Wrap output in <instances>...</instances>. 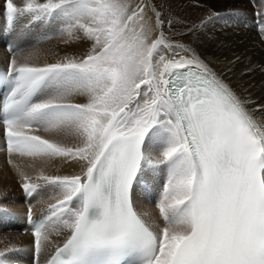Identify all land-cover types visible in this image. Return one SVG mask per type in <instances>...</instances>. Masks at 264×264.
Instances as JSON below:
<instances>
[{
	"label": "snow or ice",
	"instance_id": "6c2138e0",
	"mask_svg": "<svg viewBox=\"0 0 264 264\" xmlns=\"http://www.w3.org/2000/svg\"><path fill=\"white\" fill-rule=\"evenodd\" d=\"M0 14L13 31L27 19L92 42L80 59L41 66L29 54L0 71L8 153L81 168L41 172L43 184L20 171L27 194L62 193L42 218L29 209L37 256L51 246L47 264H264V117L247 98L194 53L167 58L177 45L163 31L150 41L144 7L130 0H4ZM76 95L87 102H71ZM68 135L80 143L57 139ZM161 178L162 228L133 202L136 187ZM0 215L14 213L0 205ZM62 231L56 245L51 234ZM19 251L0 252V264Z\"/></svg>",
	"mask_w": 264,
	"mask_h": 264
},
{
	"label": "bare ground",
	"instance_id": "6f19581e",
	"mask_svg": "<svg viewBox=\"0 0 264 264\" xmlns=\"http://www.w3.org/2000/svg\"><path fill=\"white\" fill-rule=\"evenodd\" d=\"M3 1L0 0L2 3ZM259 1L261 0H130L132 5L139 4L144 7L145 19L148 20V26L152 29L149 33L150 41L163 31L164 35L170 38L166 43L177 45V47L163 52L167 58L179 60L181 57H185L190 59L194 53L239 96L247 98L248 107L257 119L264 117V31H262L264 9L261 8L262 13L258 17L259 24L256 23L255 17L257 10L253 9ZM2 9L3 6H0V11ZM157 13L164 21L162 28L158 23ZM213 13L225 15L219 19L215 17L209 19ZM194 25L197 27L194 28ZM5 26L2 16L0 17V65L4 67H8L13 57L19 61L29 54L34 57L31 62L41 66L64 60L66 57L80 59L91 48V41L73 40L66 33L61 34L59 25L56 24H42L40 27H43L44 30L39 27L36 33L37 37L28 36L20 40L21 31L31 28L27 19L21 20L17 25V36L13 37L11 41L3 43L2 31ZM33 38L44 39L47 43H44L42 47H33L31 46ZM6 44L11 45L12 53L5 50ZM69 99L73 103H86L88 98L76 95ZM33 134L41 135L46 139L54 138L51 133L44 132L43 129H39ZM57 139L69 147L77 146L80 143L78 138L70 135ZM2 144V128L0 126V146ZM20 171L29 177L37 178L41 172L45 175H78L81 173V168L70 159L62 157L33 159L13 153L7 158L5 151L0 152V199L4 200L6 207L18 210L19 215L25 212L21 190L24 181L20 176ZM33 181L31 182L44 183L38 179ZM16 183L19 186L20 196L13 194ZM50 192L45 190L39 195H33L30 204L37 210H41L48 204L62 199L61 193L52 200ZM144 192V188H135L137 208L140 213L148 212V214L156 215L161 195L157 197L156 201H153L152 195ZM141 194L142 201L140 200ZM41 196H45L47 199L38 201L37 198ZM145 218L147 220V217ZM65 236L66 233L62 231L59 236L52 233L50 238L56 245H59ZM9 249L21 250L15 254L9 253L11 264H31L32 238L19 231L14 232L0 228V252H8ZM53 249L50 246L47 254L42 252L40 260H45Z\"/></svg>",
	"mask_w": 264,
	"mask_h": 264
},
{
	"label": "rangeland",
	"instance_id": "374dc122",
	"mask_svg": "<svg viewBox=\"0 0 264 264\" xmlns=\"http://www.w3.org/2000/svg\"><path fill=\"white\" fill-rule=\"evenodd\" d=\"M0 6H3L4 5V1H3V3L2 2H0ZM257 6V7H256ZM263 7V9H264V0H261V1H259V2H257L256 4H255V6H254V8H256L255 10H257V11H260V13H262V10H261V8ZM253 8V9H254ZM0 12H2V10L0 11ZM0 16H3L2 14H0ZM33 24H35V25H33ZM40 24V25H39ZM33 25V27L32 28H30L29 30H25L26 32H24L23 30H22V34H21V37H20V40H22V38L24 39L25 37H28V36H34V37H37V29L39 30V27L42 25V23H32L30 26H32ZM37 25V26H36ZM35 26V27H34ZM38 27V28H37ZM41 28V30H44L43 29V27H40ZM258 30H259V28H258ZM27 36H26V35ZM32 40V44H31V46H33V47H42V45H44V43L46 44L47 42L44 40V39H42V40H39V39H37V38H33V39H31ZM39 40V41H38ZM36 41V42H35ZM37 43V44H36ZM41 45H40V44ZM43 43V44H42ZM35 45V46H34ZM37 45V46H36ZM31 51V50H30ZM32 52V51H31ZM32 57V56H31ZM34 57H32V59H33ZM40 174V173H39ZM44 174V173H43ZM66 174V173H65ZM60 174H53V175H48V176H59ZM66 175H68V174H66ZM37 178L36 177H34V176H31L30 177V180L31 181H33V180H36ZM19 182H20V180H19ZM34 182V181H33ZM159 182H161V186H163L164 185V179H162V180H160ZM19 186H18V183H16V185H15V189H13V194L14 195H21L20 194V191H19V188H18ZM156 188H157V185H155V187L153 188L154 189V191H156ZM141 189H142V187H141ZM144 193H147V192H144ZM61 193L59 192V191H57V192H55V193H52V192H50V195H51V198H52V200H54V198L57 196V195H60ZM149 194V193H148ZM159 195H152L151 196V199L153 200V201H156V199H157V197H158ZM161 198H162V196H161ZM45 199V197L44 196H41V197H39L38 198V200L40 201H42V200H44ZM47 199V198H46ZM145 199H147L146 197H145ZM140 200L142 201L143 199H142V194L140 195ZM0 205H2V206H4V207H6V205L4 204V200H2V199H0ZM145 213H147L148 214V212H145ZM156 213V212H155ZM155 216V217H154ZM161 216V214H160V211L157 209V215H155L154 213H151V214H148L146 217H147V220L148 221H150L152 224H154V225H159L160 226V228H162L163 226H164V223H163V218L162 217H160ZM152 217V218H151ZM149 218V219H148ZM156 219V220H155ZM154 230H155V228H154ZM12 254H15V252H11Z\"/></svg>",
	"mask_w": 264,
	"mask_h": 264
}]
</instances>
